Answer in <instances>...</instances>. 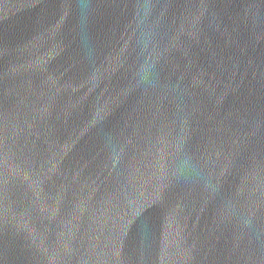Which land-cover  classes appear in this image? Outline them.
Returning a JSON list of instances; mask_svg holds the SVG:
<instances>
[{"label":"water","instance_id":"95a60500","mask_svg":"<svg viewBox=\"0 0 264 264\" xmlns=\"http://www.w3.org/2000/svg\"><path fill=\"white\" fill-rule=\"evenodd\" d=\"M0 264H264V0H0Z\"/></svg>","mask_w":264,"mask_h":264}]
</instances>
